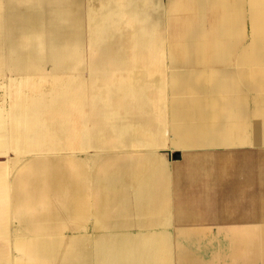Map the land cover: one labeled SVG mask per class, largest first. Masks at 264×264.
<instances>
[{
  "label": "crops",
  "instance_id": "1",
  "mask_svg": "<svg viewBox=\"0 0 264 264\" xmlns=\"http://www.w3.org/2000/svg\"><path fill=\"white\" fill-rule=\"evenodd\" d=\"M44 1L68 7L84 0ZM169 1L178 14L173 26L165 28L163 20L159 58L162 28L142 31L136 25L144 22L131 16L111 20L108 38L117 44H105L102 34L91 40L98 45L70 43L53 52L57 58L72 54L76 60L97 59L96 55L100 59L98 67L90 69L88 64L70 63L64 70L69 82L53 81L56 88H69L64 95L68 100L83 99L78 104L87 126L81 137L87 142L61 150L77 154L78 160L69 169L60 158L34 164L47 175L57 167V181L65 183L58 198L59 221L68 222V217L73 227L56 237L32 231L53 228L51 215L57 213L45 203L42 214L26 217L31 241L22 243L20 209L34 207H21L16 172L26 165L18 167L14 157L8 193L1 190L9 179L0 168V234L6 231L10 213L18 222L15 231L22 255L14 250L8 255L0 244V264H264V0ZM22 34H28L27 39L35 36L23 32L17 39L25 40ZM87 34L65 39L82 40ZM124 37L129 46L122 44ZM150 50L154 56H149ZM94 85L104 86L107 94L86 101L80 87ZM156 90L154 101L150 92ZM165 90L168 97L159 124L151 111L153 106L161 109ZM5 130L13 138L12 119ZM9 142L16 154L10 138ZM136 146L147 150H135ZM5 197L11 199L4 201ZM202 218L207 220L179 222ZM170 224L181 227L160 229ZM90 229L122 231L90 239L83 233Z\"/></svg>",
  "mask_w": 264,
  "mask_h": 264
},
{
  "label": "bare ground",
  "instance_id": "2",
  "mask_svg": "<svg viewBox=\"0 0 264 264\" xmlns=\"http://www.w3.org/2000/svg\"><path fill=\"white\" fill-rule=\"evenodd\" d=\"M140 2H143V0H84L79 6L60 7L51 5L49 2L46 3L44 0H4L3 6L0 8V64L4 63L3 56L6 52L11 62L8 64V67L15 66V70H19L25 75V80H30V76L32 75L37 79V69L41 66H45L50 73H47V78L42 79V81L52 78V81H54V79H64L66 82H69V73L68 71H64L68 69V64H88V68L90 69L98 67L100 59H98V55H96L97 59H92L91 56H88L83 60H76L72 54H63L60 58H57L56 55L53 54L57 49L68 48L73 45L70 43H75L74 45L80 47H85L89 44L98 45V43H92L91 40L97 37L99 39L102 34H105V40H107L106 37L108 38L109 36L111 20H116L119 17L121 18V16H128L130 19L131 17L132 19L135 17V19H139L140 22H144L143 24L148 28H156L159 26L162 28V17L160 16L163 13L158 7V3H146V6H143ZM18 3H20V5H18ZM160 20L161 22L159 23ZM73 21H77L74 27L72 24ZM78 30H80L81 33L77 34ZM86 31L88 34L82 40L75 39L67 41L65 39L74 34L83 37ZM23 32L35 33V36L25 40L17 39V36ZM121 42L126 46L130 44V41L125 37ZM104 43L109 44L106 41ZM115 44L117 43L115 42ZM28 56H35V58L31 60L32 62H25L24 58ZM36 56L40 61L37 60ZM82 57H84V55H81V58ZM58 75H66V77L60 78ZM52 81H49V83ZM57 88L56 90L62 92L63 95L49 96L48 101L45 102H43V97L38 95V98L33 102H28L30 105L34 106L37 111L33 108L30 110L29 104H23V106L18 109L20 113L30 110V114L36 115L27 116L23 114L17 120L13 121L14 135L12 138V147L16 151L18 150L20 153L24 151L33 153L56 152L64 148H76V143L80 145L87 142L85 139H82L81 142H73V140L65 138L66 134H64V131H62L61 127L58 125L60 123V118L66 120V118L69 117V120H71L70 116L73 110L71 107H76L79 111H82V108H80L78 104L81 98L73 97V99L68 100L64 95L68 94L67 91L69 88L66 86H58ZM80 89H83L81 91V96L86 99V101H90L89 99L91 97L96 98L99 95L107 94L106 88L100 85L80 87ZM38 91L40 92L39 86ZM28 117L30 118L29 121ZM41 118H43L44 121ZM61 125L64 129L66 128L65 121ZM6 134L5 128L2 126V121H0V140L5 139ZM72 135L71 133L69 136L72 137ZM8 148L4 149V151H7ZM51 169L53 170L51 173L55 177H58L57 167L54 165ZM55 177L50 182L46 191L50 193L53 192L57 195L60 194L63 189L59 186L60 183ZM194 178H196V176H194ZM70 192L73 194V190ZM73 210H75L74 205ZM204 220H207V218L186 219L179 220V222H202ZM50 221L53 228L32 229V231L36 230L39 234L43 232V234H45L48 229L51 235L56 237V235H60L67 230L66 227H61V222L58 220L55 213H52ZM29 230L30 229L21 231L22 234L26 233L24 237H21L23 244L31 241L27 233ZM2 232L4 233V231Z\"/></svg>",
  "mask_w": 264,
  "mask_h": 264
},
{
  "label": "rangeland",
  "instance_id": "3",
  "mask_svg": "<svg viewBox=\"0 0 264 264\" xmlns=\"http://www.w3.org/2000/svg\"><path fill=\"white\" fill-rule=\"evenodd\" d=\"M3 2L4 0H0V8H2L3 6ZM169 0H157L158 3V7L162 10V29L161 32L159 34L160 36V45H159V52H158V57L162 56L161 49L163 47L164 41H163V32H164V25H163V20H165V28L169 27V26H173L176 24V16L178 14V12H176V10H171L169 7ZM166 9V13H165V17H164V9ZM113 25H111L112 27ZM138 27H140L143 30H145L146 26L144 24H139L136 25ZM110 27V28H111ZM121 27V26H120ZM113 28V27H112ZM122 28V27H121ZM121 32L123 31L122 29H119ZM111 32V31H110ZM112 35V34H111ZM29 35L28 34H22L21 36H19L20 38L23 37L25 39H27ZM107 40L101 38V40H105L107 43L109 44H115L113 43L114 39L113 37L107 38ZM138 41V39H137ZM96 43V42H95ZM95 48L91 49L90 52H95ZM8 53H4V55ZM155 55V52L151 51L149 52V56ZM164 55V54H163ZM6 56V58L4 59V63L0 64V121H2V126L5 127V129H7V125L9 124V122H11V119L17 120L19 117H21L23 114H26L27 116L29 115H36V114H30V110L31 108L35 109L37 111V109L30 105L28 102H33L35 99L38 98V95H41V97H43V102L48 101V97L49 96H54V95H63L62 92L57 91L55 88V84L57 82H53L52 78L48 79V80H43L42 79H46L47 78V73H44L45 70H43V67L38 68L36 76L38 77L37 79H35V77L30 76L31 79L30 80H25L26 77L25 75H23V73L19 70H15V66L13 67H8V64H10L11 62L9 61L8 57ZM37 60H39V58H37ZM152 61V59H151ZM6 63V64H5ZM75 68H78L77 66H74ZM10 68V69H9ZM142 68H140L141 70ZM150 69V67H143V70H147ZM42 71V72H41ZM116 74V72H114ZM151 74V72H150ZM61 77H66V75H58ZM151 77H154L153 75L148 77L149 79H151ZM41 81V82H40ZM49 81H52L49 83ZM40 82V83H39ZM43 82V84H42ZM151 84H154V81H150ZM165 88L166 83L162 82ZM45 85V86H44ZM38 86L40 87V92L38 91ZM44 86V87H43ZM59 89V88H57ZM38 91V92H37ZM151 95V99L156 101L159 95L158 90L156 91H151L150 92ZM163 97L164 100L162 102V107L161 109L158 106H153V110L151 111V114H154V121L156 123H161L160 121L162 120L163 116H164V110H165V105H166V101H167V97H168V91L166 92V90L163 92ZM23 104H29L30 107L28 111H25L23 113L19 112V108L21 106H23ZM72 113L69 117L66 118L65 120V124H66V128L64 130V134H66V139L68 138V140H73V142H81L82 141V134L83 132L86 130V126L87 124H85V120L83 118V112L79 111L76 107H71ZM150 115V114H149ZM148 115V116H149ZM43 121L44 119L41 118ZM30 120V118L28 117V121ZM42 121V122H43ZM33 123V122H31ZM35 124V123H34ZM44 131V130H43ZM71 133L73 134L72 137L69 136L71 135ZM11 135V142H12V134L7 133L6 134V138L0 140V168L3 169L4 174L7 175V185L6 183L4 184V189L1 188V190L5 191V192H9L12 189V175L11 174V162L12 160H14V157L17 158V162H18V167L20 165H26L25 170H17L16 174H17V183H18V188L20 190L19 193V201L21 203V207L25 206V205H30L33 204L32 206L34 208H31L30 210H23L22 208L20 209V222L22 223V228L20 230V232L22 230H28L30 229L31 223L29 221H27L26 217H34L37 215H40L44 212V207H45V203H50L51 206V211L53 208V211H56L57 215H58V220H59V212H60V205L58 202V198L62 197L59 196V194L55 195L53 192L50 193V196H48L49 192L46 191L45 184L46 182H51L53 179L52 177H55L51 172L53 171L52 169L48 170L49 175H47L46 171L43 172V170H39L36 169L34 167V164L36 162H39L41 159H45V160H50V161H56L57 159H62V163L65 167H67V169H69L70 167L74 166V162L76 160H78V155L76 154V156L74 154H72L70 151H56V152H40V153H33V152H26L24 151L23 153L18 152V150L15 151L13 149H11L10 147V142H9V138ZM13 143V142H12ZM83 146L78 145V143H76V147H81ZM10 147L9 151L7 154H4L3 151L4 149ZM134 149L136 150H147V148L145 147H140V146H136L134 147ZM161 148L156 149V152H160ZM91 150V154H94L95 151ZM154 152H155V147L153 148ZM93 152V153H92ZM80 153V152H78ZM88 153V152H87ZM82 154V153H81ZM84 156V155H83ZM74 157V159H72ZM164 158V157H163ZM72 159V160H71ZM165 159V158H164ZM173 163V161H171ZM171 163L168 162V165H170ZM79 167V166H77ZM80 168V167H79ZM55 171V169H54ZM54 173V172H53ZM57 178V177H55ZM57 180V179H56ZM64 181L62 180L59 184V186H61L62 188L64 187ZM3 187V186H2ZM90 189V188H89ZM92 190V189H91ZM48 197L47 202H45L43 199V197ZM65 196V195H64ZM63 196V197H64ZM27 197V198H26ZM68 198V196H67ZM4 201H7L11 198H3ZM25 201H27L25 203ZM24 203V205H23ZM23 205V206H22ZM5 207H8V203L6 202V204L4 205ZM56 208V209H55ZM66 209L64 208V211ZM0 211H2V209H0ZM6 220H5V230L4 234L1 233L0 234V244L2 246V248H4L7 252L8 255H10L11 252H13L12 250H14L17 254V256H21V250L19 249V245L17 244L20 240V234L19 232L15 231V228L17 227V221L15 220V218H11L10 217V213H7L6 215ZM23 219H26L25 221ZM68 222L66 220L61 221L62 226L61 227H73L71 225V222L69 221V218L67 217ZM170 220H174V218H170ZM33 225H36L33 223ZM192 226H196L197 225H192ZM203 226L199 225L200 227V232H203ZM12 227L14 229V232L12 231ZM30 227V228H29ZM176 228V227H181L180 225H176V224H170L169 226H160V229H172V228ZM45 228L44 226L39 227V229ZM33 229V228H31ZM128 228H122V230H127ZM141 229V227L138 228H129L128 230H138ZM119 229H111V230H102V229H90V230H84L83 233L87 234V236L91 239V237H93V235L95 234H106V232L109 231H122ZM0 231H1V227H0ZM201 232V233H202ZM47 235H51V232L47 229V231L45 232ZM67 233V231L61 233L64 234ZM200 233V234H201ZM25 234L23 233L21 235V237H24ZM86 236V235H85ZM88 239V240H90ZM17 244V246H16ZM89 243L86 244V249H88ZM91 245V244H90ZM64 250H67V246L65 245V248H63ZM90 249V247H89Z\"/></svg>",
  "mask_w": 264,
  "mask_h": 264
}]
</instances>
